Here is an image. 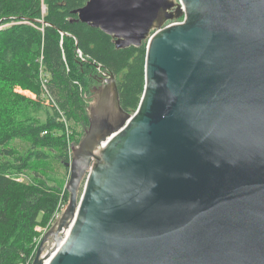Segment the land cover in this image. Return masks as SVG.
I'll return each mask as SVG.
<instances>
[{
    "label": "water",
    "instance_id": "water-1",
    "mask_svg": "<svg viewBox=\"0 0 264 264\" xmlns=\"http://www.w3.org/2000/svg\"><path fill=\"white\" fill-rule=\"evenodd\" d=\"M73 14L116 49L145 45L144 89L133 113L113 75L90 91L68 204L32 264H264V0Z\"/></svg>",
    "mask_w": 264,
    "mask_h": 264
},
{
    "label": "trees",
    "instance_id": "trees-1",
    "mask_svg": "<svg viewBox=\"0 0 264 264\" xmlns=\"http://www.w3.org/2000/svg\"><path fill=\"white\" fill-rule=\"evenodd\" d=\"M87 1L0 0V264H30L35 228L45 227L67 200L63 184H50L37 171L27 180L25 172L56 151L63 166L70 162V147L88 127L89 86H97L91 82L113 75L128 113L143 93L145 45L116 49L112 37L77 21L73 11ZM42 97L54 111L44 123L24 113L41 106ZM17 140L29 149L20 152Z\"/></svg>",
    "mask_w": 264,
    "mask_h": 264
},
{
    "label": "rangeland",
    "instance_id": "rangeland-1",
    "mask_svg": "<svg viewBox=\"0 0 264 264\" xmlns=\"http://www.w3.org/2000/svg\"><path fill=\"white\" fill-rule=\"evenodd\" d=\"M43 10L45 11V6H43ZM77 57L79 59H81V57L79 56V53L77 54ZM91 83H93V85H98L96 84L95 80L92 81ZM92 85L90 84L89 89L90 91L92 90ZM90 97V95L88 96ZM48 99L45 97H42V102H40L41 106L39 107H35V108H25L24 113L26 114L27 112L29 114H31V117H34L36 120H39L41 123H44L46 121V119L50 116H53L54 111L51 109V107L49 106L48 103ZM57 112L60 113V111L58 109H56ZM61 115V114H60ZM62 123H65L66 120L64 119V117H62L61 119H59ZM67 125L69 126V123L67 122ZM65 124V130H63V132L65 133L66 136H71L70 133V129L68 131V126ZM80 131V130H78ZM79 134V132H77ZM84 135V132H83ZM83 137V136H82ZM81 140V139H80ZM79 140V141H80ZM75 145V144H73ZM14 146L20 151V152H24L25 150L29 149V143L27 141H21V140H17L14 142ZM57 155H59V151H56L53 153V157L52 159L46 161V162H38V163H34L32 169H30L29 171L25 172V176H27V180L33 179L34 178V172L37 171V175H39L40 177L46 178L50 184L51 183H56V184H63L64 188L66 186V183L69 179V169L65 166L62 165V163H60V161L56 158ZM18 182H22L23 181V177H18L17 178ZM81 191V190H80ZM68 193V192H67ZM80 195V192H79ZM68 200H69V194L67 195V200L66 201H62L60 203V209L55 211L54 214L52 215L51 219L49 220V222L47 223V225L45 227H36L35 231L38 233L37 236L34 238L33 240V244L34 248H33V252H32V261L35 257V254L38 250L40 241L43 237V235L52 227V225L54 224V222L60 218V216L62 215V213L64 212L67 204H68ZM32 261L30 264H32Z\"/></svg>",
    "mask_w": 264,
    "mask_h": 264
},
{
    "label": "built area",
    "instance_id": "built-area-1",
    "mask_svg": "<svg viewBox=\"0 0 264 264\" xmlns=\"http://www.w3.org/2000/svg\"><path fill=\"white\" fill-rule=\"evenodd\" d=\"M79 56L81 57V54H80V53H79ZM60 206H61V205H60ZM60 206H58L57 210H59V209H60ZM57 210H56V211H57Z\"/></svg>",
    "mask_w": 264,
    "mask_h": 264
},
{
    "label": "bare ground",
    "instance_id": "bare-ground-1",
    "mask_svg": "<svg viewBox=\"0 0 264 264\" xmlns=\"http://www.w3.org/2000/svg\"><path fill=\"white\" fill-rule=\"evenodd\" d=\"M88 116V115H87Z\"/></svg>",
    "mask_w": 264,
    "mask_h": 264
}]
</instances>
